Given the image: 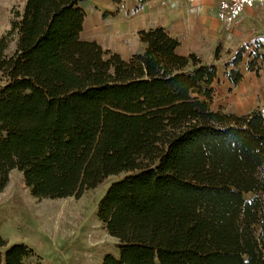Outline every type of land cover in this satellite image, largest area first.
Segmentation results:
<instances>
[{"label": "trees", "instance_id": "obj_1", "mask_svg": "<svg viewBox=\"0 0 264 264\" xmlns=\"http://www.w3.org/2000/svg\"><path fill=\"white\" fill-rule=\"evenodd\" d=\"M86 1L27 0L0 34V193L15 170L42 199L117 177L98 218L120 252L102 264H264V104L214 108L220 46L180 54L150 27L126 59L83 40ZM226 51L238 86L246 47ZM32 254L0 234V264Z\"/></svg>", "mask_w": 264, "mask_h": 264}, {"label": "rangeland", "instance_id": "obj_2", "mask_svg": "<svg viewBox=\"0 0 264 264\" xmlns=\"http://www.w3.org/2000/svg\"><path fill=\"white\" fill-rule=\"evenodd\" d=\"M26 1L0 0V34L9 33L15 11L23 8ZM145 3L148 2H82L88 15L82 39L96 40L104 49L131 58L137 52L134 51L139 50L135 21ZM219 3L217 0L215 5L220 8ZM244 46L247 51L242 71L246 77L238 86H234L225 75L229 56L222 50V60L217 63L215 109L226 107L227 111L243 115L264 104V43ZM16 47V40L12 41L7 54L12 55ZM204 55L210 58L208 53ZM251 61L256 62L254 69L249 68L248 62ZM10 178L9 185L0 193V234L9 246L25 243L32 250L33 254L25 258V264H102L107 255H119L118 239L109 235L98 218L99 203L117 177H110L80 197L65 199L34 197L20 170L11 172Z\"/></svg>", "mask_w": 264, "mask_h": 264}, {"label": "crops", "instance_id": "obj_3", "mask_svg": "<svg viewBox=\"0 0 264 264\" xmlns=\"http://www.w3.org/2000/svg\"><path fill=\"white\" fill-rule=\"evenodd\" d=\"M216 2L217 0H149L140 7L135 21L137 31L166 27L172 36L181 41L177 52H199L203 58L205 53L210 58L213 57L218 46L226 51L235 50L241 45L264 43V0H259L254 8L246 7L234 23L219 15ZM219 2L220 6L224 0ZM138 45L140 50V44ZM244 66L242 63V68ZM261 72L263 74V70Z\"/></svg>", "mask_w": 264, "mask_h": 264}, {"label": "built area", "instance_id": "obj_4", "mask_svg": "<svg viewBox=\"0 0 264 264\" xmlns=\"http://www.w3.org/2000/svg\"><path fill=\"white\" fill-rule=\"evenodd\" d=\"M259 0H224L220 4L219 15L234 23L246 7L254 8Z\"/></svg>", "mask_w": 264, "mask_h": 264}]
</instances>
